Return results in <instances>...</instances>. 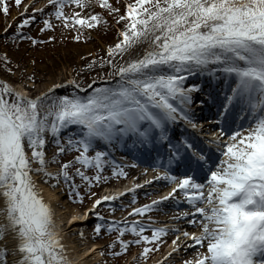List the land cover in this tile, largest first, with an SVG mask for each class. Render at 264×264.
I'll return each mask as SVG.
<instances>
[{
  "label": "snow or ice",
  "instance_id": "6c2138e0",
  "mask_svg": "<svg viewBox=\"0 0 264 264\" xmlns=\"http://www.w3.org/2000/svg\"><path fill=\"white\" fill-rule=\"evenodd\" d=\"M34 2L13 0L24 8L15 23L16 40L43 44L23 32L38 18L41 32L55 33L59 24L77 41L85 38V29L109 24L119 26L118 38L103 57L83 65L107 66L105 82L71 79L65 81L71 93L56 95L61 85L53 83L35 96L27 94V86L20 90L0 82V264H78L61 233L83 217L59 219L53 207L58 197L45 198L41 184L66 188L74 203H83L86 194L95 197L84 211V217L89 212L97 217L94 238L105 230L116 233L101 246V255L119 261L135 245L141 250L131 264H264V0H130L123 11L119 0H45L39 7ZM0 10L9 14L7 0H0ZM11 27V21L5 24V34ZM46 40L55 42L56 35ZM3 60L11 62L7 53ZM205 74L222 77L223 95L211 84L187 83ZM26 79L35 88V73ZM205 108L214 120L197 116ZM206 123L211 127L205 129ZM129 141L151 145L161 157L155 163L164 171L143 183L162 180L171 187L131 207L125 217L135 220L105 219L99 206L129 192L137 200L140 184L110 195L91 191L111 178H127L125 168L136 167L111 155L113 145ZM68 153L70 159H58ZM168 201L176 210L169 219L184 227L158 226L145 215ZM162 245L167 251L152 262ZM189 248L195 257L185 259Z\"/></svg>",
  "mask_w": 264,
  "mask_h": 264
},
{
  "label": "rangeland",
  "instance_id": "374dc122",
  "mask_svg": "<svg viewBox=\"0 0 264 264\" xmlns=\"http://www.w3.org/2000/svg\"><path fill=\"white\" fill-rule=\"evenodd\" d=\"M130 2V0H119L118 6L121 8V11L124 10V5ZM7 3L10 6L9 14L5 16L0 10V33L4 30L5 24L9 21L12 22L11 31L15 30V23L21 19L20 13L24 11L23 5L17 7L13 0H7ZM24 4L30 3V0H23ZM45 0H35L32 4L34 7H39L44 4ZM97 11H100L99 7H96ZM69 11L66 9V12ZM29 14H31V9H29ZM111 20V17H109ZM42 24L37 19L32 25L23 29L24 33H27L31 37L42 39L45 42L43 44L32 45L29 40L25 39L23 41L16 40L13 37V33H7V35H3L0 38V79L7 81L11 85L15 87H23L27 86V94L35 96L39 92L44 91L46 88L50 87L53 83L58 85H64L65 81L75 79L78 83L84 84L89 83L92 80L96 81H104L103 77L107 73L108 68L105 66L101 68L99 64L93 65L91 69H86L83 67L85 64H90L93 56L103 57L106 54V47L115 42L118 38V25L109 24L105 27H100L98 29H85L82 35L85 37L79 41L72 39V32L65 30L61 25H57V29L55 33L50 30H46L44 32L40 31ZM61 33L64 34L65 38H61ZM56 35L55 42H49L46 40V37L49 35ZM7 53V56L10 58V63L7 65L3 60V57ZM90 54V55H89ZM34 62V63H33ZM7 68H11L12 71H7ZM32 73H35V88L31 87V81H28L26 78L30 76ZM73 90L72 86L63 87L54 91L56 95H64L67 93H71ZM85 91L84 93H86ZM81 93V94H84ZM75 126H69L68 129L64 131V135L73 131ZM205 129H207L205 127ZM102 143V142H101ZM117 147L122 148V145H113L112 148L114 151L111 153H116ZM54 152V145L49 144L47 147V155L51 157ZM72 153L65 154L64 156L58 157L60 160L70 159ZM50 168L52 170H56L58 168L57 164H51ZM107 172H110L109 169H106ZM91 174V172H90ZM141 181L138 184L141 186L137 188L134 192V195L137 197L139 204L136 202H132L133 193H125L121 196L117 201L108 202L103 206H99L97 211L105 215L103 216L105 219L110 217H115L117 220L121 218H126L125 213L130 210L131 207H136L140 204L148 203L150 200H153L158 195L165 194L171 185L166 184L165 191L163 193L156 192L157 185H143L144 181L149 180V175L141 177ZM77 183L79 184V178H76ZM105 184H110V187L107 189ZM42 186H47L53 193L54 196L58 197V202H56L57 209H60L62 213L66 209H70L69 217L73 212L76 213H84L85 209H91L92 201L95 197H92L88 194L85 195L83 203H74L72 199H70L65 193L67 192L66 188H61L59 190L52 189L46 184H41ZM124 183H120L119 180L115 178L109 179L107 182L100 183L92 187L91 191L95 192L97 196L106 195L107 192H113L120 190L122 191L124 188ZM126 186V185H125ZM132 185H128L127 188H131ZM81 192H85V188L81 185ZM147 193V195H145ZM111 204L112 208H115V211H112L108 206ZM127 205L126 208H121L120 205ZM171 203L166 202L164 206H169ZM85 208V209H84ZM161 211H154L152 213H148L145 215H151L154 218V222L159 226L164 223L168 226L172 224L180 225L175 220H170L169 217L172 216V212H165L163 206H161ZM57 213V211H56ZM57 213V217H58ZM86 220H81L79 225L77 226V230L75 232L67 233L63 232V237L67 238V240H71L74 245H77L81 252L92 247L93 244H96L98 247L93 249V255L96 258L89 259L90 263L88 264H131V258L133 255L137 254L141 249L139 246H132L130 252L127 256L120 258V260H116L115 258H111L106 255H101V246H106L111 243L115 239V232L107 233V231H103L100 236L94 238L93 228L95 224L98 222L97 217L89 212ZM134 216L131 220H135ZM141 219H145V217H141ZM130 220V219H129ZM197 228H192L189 231H198ZM83 232L84 235H78L79 232ZM125 239L130 238L129 234H125L123 237ZM171 240V234L169 235V241ZM118 247V245H117ZM107 251L106 247L104 248ZM203 249H201L202 251ZM167 251V248L162 245L160 252L153 253L151 257V261L155 262L160 260L161 256H163L164 252ZM177 255H183V253H178ZM195 252L189 248L187 250V255L184 256L185 259L194 258ZM82 261H85L83 259ZM143 264V262H141Z\"/></svg>",
  "mask_w": 264,
  "mask_h": 264
},
{
  "label": "bare ground",
  "instance_id": "6f19581e",
  "mask_svg": "<svg viewBox=\"0 0 264 264\" xmlns=\"http://www.w3.org/2000/svg\"><path fill=\"white\" fill-rule=\"evenodd\" d=\"M189 82H191V83H193V82H195L194 80H193V78H188V80H187V83H189ZM10 84V83H9ZM207 86V85H206ZM206 86H203V87H205L206 88ZM16 88H18V89H20V90H24V88L23 87H20V86H18V87H16ZM217 88L219 89V93L221 94V95H223L224 94V92L226 91V88H224V87H221V86H217ZM207 124V123H206ZM125 170H127L128 172H131L132 170L131 169H127V168H125ZM42 186V185H41ZM44 189H45V192H44V195H45V198H48L49 196H54L52 193V191L47 187V186H42ZM53 207L55 208V210L57 211V213H59L58 214V218L59 219H62V220H65V221H67V220H69L70 218H71V216L73 215V214H78V213H76V212H73V214H71V216L69 217L68 215L70 214V209L68 208V209H66L65 211H64V213H62L61 211H60V209H57V207H56V201H54L53 202ZM175 214V211H174V213H173V215ZM80 217H83V218H81V219H78L77 221H73L72 222V224L71 225H69V227L68 228H64L63 230H62V236H63V232L64 231H66L67 233H70V232H75L76 230H77V226L79 225V223H80V221L81 220H83L85 217H84V213H79L78 214ZM88 217V216H87ZM86 217V218H87ZM181 225H183L184 226V223H183V221H178ZM188 230H191L190 228H188ZM64 242L66 243V245L68 246V247H70L71 249H73V251H72V257L74 258V259H76V260H78V264H88V263H90V261H89V259H92L93 257H94V255H93V251L92 252H87V249L86 250H83L82 252H81V249H79V247L77 246V245H74V243L71 241V240H67V238H65L64 237ZM95 258V257H94ZM83 259H85V261H82ZM96 259V258H95Z\"/></svg>",
  "mask_w": 264,
  "mask_h": 264
}]
</instances>
